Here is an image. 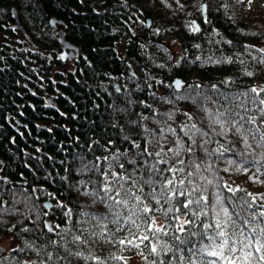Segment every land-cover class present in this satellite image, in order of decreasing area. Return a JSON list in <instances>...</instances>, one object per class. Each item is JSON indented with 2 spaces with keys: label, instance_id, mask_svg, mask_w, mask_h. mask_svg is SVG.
<instances>
[{
  "label": "trees",
  "instance_id": "16d2710c",
  "mask_svg": "<svg viewBox=\"0 0 264 264\" xmlns=\"http://www.w3.org/2000/svg\"><path fill=\"white\" fill-rule=\"evenodd\" d=\"M262 137L264 0H0V264H264Z\"/></svg>",
  "mask_w": 264,
  "mask_h": 264
},
{
  "label": "water",
  "instance_id": "95a60500",
  "mask_svg": "<svg viewBox=\"0 0 264 264\" xmlns=\"http://www.w3.org/2000/svg\"><path fill=\"white\" fill-rule=\"evenodd\" d=\"M202 9H203V17H206V15H207L206 14V4H203ZM13 12H14V15L16 16V20H17L16 27L19 28L23 34H25V37L28 40H30L29 36L25 33V31H24V29H23V27H22V25H21V23L17 17L16 11L14 10ZM51 23L55 26L64 24L63 21L57 20L56 18H52ZM194 25H195L196 29H199L197 20L194 21ZM147 26L148 27L151 26V20L150 19L147 20ZM58 34H59L58 40H59V43L61 44V47H62V50H61L60 55H59L60 58L63 61L73 60L74 58H76L78 56L79 48L77 46L71 44L69 41H67V39L65 37V32L62 28H60L58 30ZM172 85L174 86L175 90L179 92L183 89L185 82L183 79L176 77L172 80ZM45 205L47 208H50L52 206V203L46 202ZM46 225L49 228V230L52 231L50 222H47ZM6 250H7V248L0 243V258L6 252Z\"/></svg>",
  "mask_w": 264,
  "mask_h": 264
},
{
  "label": "snow or ice",
  "instance_id": "6c2138e0",
  "mask_svg": "<svg viewBox=\"0 0 264 264\" xmlns=\"http://www.w3.org/2000/svg\"><path fill=\"white\" fill-rule=\"evenodd\" d=\"M249 2H251V0H249ZM262 139H264V137H262ZM171 183V182H170ZM181 195H183V193H181ZM139 199V198H137ZM192 203V201H189L188 204H183V208L184 209H187L189 207V205ZM197 203H199V201H197ZM173 209L169 208L168 211H172ZM149 211V209L147 207H145L143 209V212L144 213H147ZM264 215V214H262ZM132 224H135V221L133 220L132 221ZM205 227H209L208 225H205ZM217 227H219V225H217ZM221 238L223 240V243L219 244L218 246H215V250H212V251H208V248L210 247H214L213 245H208L207 247L205 248H201L200 249V252H207V255L208 256H212V257H217V260L215 261H208L206 258H204L203 256L201 257V260H202V264H219V262L221 260H225L227 261V264H233V260L232 259H229V256L234 254L236 249L234 247H231L229 246V243H228V237L226 236V233L223 232V231H219L217 233H215L214 236H210L209 239L210 240H215L216 238ZM142 239L146 240L148 239L147 236H144L142 237ZM124 241H121V243H123ZM128 243H132V241H128ZM225 249H227V255L225 254ZM242 250V249H241ZM153 252L156 251V248L153 247L152 249ZM257 251H259V248L257 249ZM248 255H251V253H248ZM247 257H245L246 259Z\"/></svg>",
  "mask_w": 264,
  "mask_h": 264
},
{
  "label": "rangeland",
  "instance_id": "374dc122",
  "mask_svg": "<svg viewBox=\"0 0 264 264\" xmlns=\"http://www.w3.org/2000/svg\"><path fill=\"white\" fill-rule=\"evenodd\" d=\"M261 1L262 0H251V2H249V0H247V4L250 6H254V5L257 6L260 4ZM168 44L172 47L174 51H177V46L173 42L169 41ZM0 243L5 247H10L12 245L10 240L6 238L1 239ZM140 260H142V257L141 258L137 256L128 257L126 258V263L127 264H140Z\"/></svg>",
  "mask_w": 264,
  "mask_h": 264
},
{
  "label": "bare ground",
  "instance_id": "6f19581e",
  "mask_svg": "<svg viewBox=\"0 0 264 264\" xmlns=\"http://www.w3.org/2000/svg\"><path fill=\"white\" fill-rule=\"evenodd\" d=\"M47 208V207H46Z\"/></svg>",
  "mask_w": 264,
  "mask_h": 264
}]
</instances>
